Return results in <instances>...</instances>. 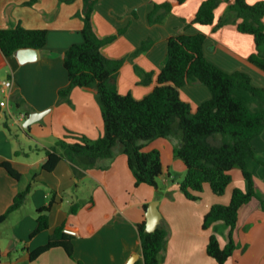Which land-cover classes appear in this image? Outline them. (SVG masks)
Wrapping results in <instances>:
<instances>
[{"label": "crops", "instance_id": "1", "mask_svg": "<svg viewBox=\"0 0 264 264\" xmlns=\"http://www.w3.org/2000/svg\"><path fill=\"white\" fill-rule=\"evenodd\" d=\"M174 0H98L94 20L102 35L115 34L117 38L106 47L115 58L133 53L146 40L151 44L127 60L121 67L119 91L132 92L140 98L155 85L142 84L136 66L147 73L158 74L167 59L168 40L184 32V19H194L204 0H186L174 6L160 23H150L149 14L156 4ZM232 2L234 0H231ZM262 0H248L253 4ZM222 0L216 9L215 23L229 2ZM82 0H0V29L22 26L28 29H46L47 43L38 49V59L22 64L16 55L7 57L0 48V79L11 77L13 87L8 105L0 107V213L8 210L15 195L32 183L25 203L12 211L0 225V264H128L131 258L144 264L138 225L146 220L144 205L158 201L161 222L168 229L166 245L158 264H219L207 252L210 235L215 233L221 246L228 242L229 227L222 221L203 228V219L212 205L229 204L232 190L246 189L247 183L240 168L231 170L232 182L222 196L212 193L204 185L201 198L187 199L180 190L182 180L173 181L172 171L185 175L186 166L177 158L174 149L182 141L181 133L173 139L158 137L146 146L158 149L163 162V173L156 188L141 184L135 186L134 175L126 154L115 148L111 158L101 159L97 167L85 170L78 177L73 164L61 160L52 171L42 169L46 155L35 157L23 149L21 140L12 139V124L24 123L31 113H42L38 118L42 132H34L33 124L26 130L27 147L40 150L50 148V141L73 131L95 139L104 132L101 108L92 87H75L68 101H59V91L69 84L64 56L68 48L83 42V20L77 13ZM213 22V23H214ZM213 24H193L189 34L203 33L205 56L226 72L244 71L252 83L264 87V69L249 61L255 52V40L238 30L237 25L223 26L214 31ZM222 35L219 40L213 35ZM181 96L193 109L211 97L208 86L186 83ZM3 97H1L0 101ZM26 117L21 119L20 114ZM15 122V123H14ZM176 138V139H175ZM26 143V142H25ZM24 143V144H25ZM255 157L248 160L257 191L264 196V130L254 138ZM33 149L30 148V151ZM149 151V150H145ZM20 154V155H19ZM11 162L21 174L11 176L3 162ZM78 204L76 212L71 207ZM48 216L47 229L34 234L38 211ZM11 222L9 239H2V225ZM64 226L77 232L72 236L73 256L62 246L51 248L35 259L33 250L45 245L57 228ZM64 230V229H63ZM236 248L224 264H264V210L254 198L239 209L233 231Z\"/></svg>", "mask_w": 264, "mask_h": 264}, {"label": "trees", "instance_id": "2", "mask_svg": "<svg viewBox=\"0 0 264 264\" xmlns=\"http://www.w3.org/2000/svg\"><path fill=\"white\" fill-rule=\"evenodd\" d=\"M73 2L75 0H60ZM98 0H82L77 13L83 20V42L72 44L65 53L64 66L69 84L59 91V101H68L75 87H92L99 102L104 132L96 139L67 131L64 137L46 149L42 169L52 171L61 160L73 164L75 174L80 177L85 170L94 168L99 160L111 158L117 145L126 154L128 165L135 178V186L148 184L158 188V178L163 173V162L158 149L143 150L146 142L158 137H170L181 133L182 141L174 149L186 166V174L179 183L180 190L189 200H199L204 185L208 184L216 196H222L232 182L231 170L239 167L247 181L246 190L233 189L229 204L216 203L203 219V228H210L222 221L229 227L228 242L221 246L215 233L207 245L208 254L219 264L232 256L236 244L233 231L238 221L239 209L252 199H258L264 210V196L254 184L248 160L255 157L253 140L264 130V87L252 83L244 71L226 72L211 62L204 53L206 36L203 33H179L168 40V55L158 74L147 73L136 67L142 84H150L155 76L153 89L143 97L132 92L119 91V77L122 65L151 44L146 40L133 53L115 58L106 52V47L115 41V34L102 35L95 23L94 14ZM186 0H174L156 4L149 14L150 23H160L172 7ZM229 1L233 18L221 19L219 26L232 21L241 32L253 35L257 51L249 61L264 69V0L249 3L248 0ZM222 0H204L193 19L201 25L215 21L217 7ZM47 43L46 29H28L20 25L0 29V48L7 57L14 55L21 47L42 49ZM186 83H202L209 87L211 97L196 109L181 96ZM2 165L16 179L21 174L11 162ZM32 189L29 183L19 191L8 210L0 213V225L8 215L19 209L27 200ZM79 205L71 209L76 212ZM148 205H144L146 209ZM38 234L49 226L48 216L41 210L37 215ZM64 226L57 228L49 241L33 250L35 259L51 248L62 246L73 256L72 236L64 232ZM144 264H158L161 251L169 235L164 224L152 232L146 230V220L138 225ZM138 264V263H136Z\"/></svg>", "mask_w": 264, "mask_h": 264}, {"label": "rangeland", "instance_id": "3", "mask_svg": "<svg viewBox=\"0 0 264 264\" xmlns=\"http://www.w3.org/2000/svg\"><path fill=\"white\" fill-rule=\"evenodd\" d=\"M224 1H226V2H229V1H227V0H224ZM231 1V0H230ZM169 2H172V1H169ZM225 2V3H226ZM232 2V1H231ZM175 6V5H174ZM174 6L172 7V9H171V11H170V13L172 12V10H173V8H174ZM228 6H229V4L226 6V8H225V10H224V12L222 13V15L220 16V18L216 21V23L214 22V23H212L213 24V26H214V28H213V30L214 31H217V30H219V29H221L223 26H227V25H234L235 23H233L232 21H227V22H225L223 25H221V26H219L218 25V23H219V21L221 20V19H225L226 17L227 18H230V19H232L233 18V14L229 11V8H228ZM169 14V13H168ZM167 14V15H168ZM166 15V16H167ZM184 22H185V25H184V31L185 32H187V33H191V32H194L193 31V24L194 25H196L197 23H195V22H193V19L192 20H189V19H184ZM243 33H245V32H243ZM250 37H252L253 35L252 34H250V33H247ZM213 37L215 38V39H217V40H219V38H221L222 37V35H218V37H217V35L216 34H214L213 35ZM254 38V37H253ZM255 47H256V44H255ZM145 50V49H144ZM144 50H142V51H144ZM257 51V47H256V50H255V52ZM249 59V58H248ZM128 60H132L131 58L130 59H128ZM136 67H138L139 69H141V70H143V68L141 67V66H139V65H137ZM137 71V70H136ZM137 74H138V76L139 77H141L142 75L140 74V73H138L137 72ZM1 76V75H0ZM1 97H2V95H1V93H0V99H1ZM15 123V122H14ZM33 125H32V127H34V132H42V129H43V126L39 123V121H35V122H33L32 123ZM11 132H9L8 134H10L11 135V138L12 139H15V140H21V142H23V149H20V153L22 154V152H24V150L26 151V152H29V154L31 155V154H33L35 157L37 156V154L38 153H43V155H45L46 154V149L47 148H44V150H40L37 146H35L34 144H31V146L32 147H27V145H29V144H27V141L28 140H26V139H28L27 138V136H26V133H28V130H26V129H24V128H21L20 127V125L19 124H17V123H15V124H12L11 125ZM65 134H67V133H65ZM176 134V133H175ZM180 134V133H179ZM174 135V134H173ZM173 135H171L170 137H162V138H167V139H173L174 137H172ZM92 139V138H91ZM96 139V138H95ZM176 139V138H175ZM56 141L57 140H52V141H50L51 142V146H53L55 143H56ZM26 142V143H25ZM25 143V144H24ZM148 142H146V144H145V146L143 147V150H150L151 149V147H149V146H146V145H148L147 144ZM50 146V147H51ZM30 148L31 149H33L32 151H30ZM116 149L117 148H120V146L119 145H117L116 147H115ZM114 151H115V149H114ZM121 151H123V150H121ZM20 155V154H19ZM32 156V155H31ZM178 159H180V161L184 164V161L180 158V157H177ZM100 161V160H99ZM184 166H185V164H184ZM95 167H97V166H95ZM236 168H239V167H236ZM252 173V172H251ZM185 174H186V172H185ZM172 176H173V181L172 182H174V181H177V180H182L183 178H184V176L185 175H182L181 173H180V171H178V170H176V172H174V171H172ZM244 177V176H243ZM159 179V178H158ZM244 179H245V177H244ZM245 182L247 183V181H246V179H245ZM208 185V184H207ZM154 187V186H153ZM239 188H241V187H239ZM247 188V187H246ZM246 190V189H245ZM233 191V190H232ZM156 195L157 196H159V193H160V190L158 189V188H156ZM203 193H204V191H203ZM202 194V193H201ZM232 195V194H231ZM11 222L10 221H8V222H6V223H4L3 225H2V233H1V236H2V239H9V237H10V233H11Z\"/></svg>", "mask_w": 264, "mask_h": 264}, {"label": "water", "instance_id": "4", "mask_svg": "<svg viewBox=\"0 0 264 264\" xmlns=\"http://www.w3.org/2000/svg\"><path fill=\"white\" fill-rule=\"evenodd\" d=\"M19 62L25 64L27 62L35 61L38 59V49L34 47H21L14 53ZM42 113H31L24 123V127L28 129L30 125L38 120ZM161 213L158 208V201H153L148 205L146 212V230L148 232L155 231L161 222ZM137 257L131 258L128 264H135Z\"/></svg>", "mask_w": 264, "mask_h": 264}, {"label": "built area", "instance_id": "5", "mask_svg": "<svg viewBox=\"0 0 264 264\" xmlns=\"http://www.w3.org/2000/svg\"><path fill=\"white\" fill-rule=\"evenodd\" d=\"M13 87V80L11 77H6L0 79V93L2 95V100L0 101V107L5 108L8 105V95ZM21 119H24L26 115L24 113L20 114ZM64 232L68 233L70 235H76L77 232L75 230H72L70 228H64Z\"/></svg>", "mask_w": 264, "mask_h": 264}]
</instances>
